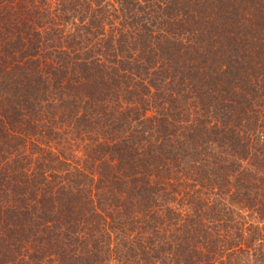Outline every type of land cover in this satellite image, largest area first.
<instances>
[{"label": "trees", "instance_id": "1", "mask_svg": "<svg viewBox=\"0 0 264 264\" xmlns=\"http://www.w3.org/2000/svg\"><path fill=\"white\" fill-rule=\"evenodd\" d=\"M0 264H264V0H0Z\"/></svg>", "mask_w": 264, "mask_h": 264}]
</instances>
